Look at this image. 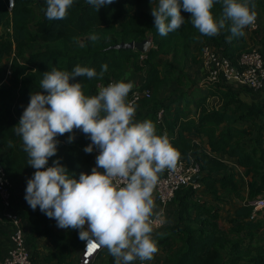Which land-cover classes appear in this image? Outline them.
<instances>
[{
	"label": "trees",
	"instance_id": "1",
	"mask_svg": "<svg viewBox=\"0 0 264 264\" xmlns=\"http://www.w3.org/2000/svg\"><path fill=\"white\" fill-rule=\"evenodd\" d=\"M252 2L264 14V0ZM158 3L159 0H114L96 11L86 0H74L65 19L50 21L45 15V0H14L11 9L9 0H0V82L8 68L3 60H10L9 78L6 83H0V163L12 185V200L18 187H26L35 172L28 165L29 157L15 127L30 102L31 93L42 91L43 72L52 68L71 72L77 65L95 69L96 78L70 79V83H82L86 96L98 94L99 82L120 81L130 70L143 73L144 79L131 89L127 101L135 89H150L151 96L142 97L134 104V117L150 120L160 131L168 132L170 143L180 153L178 161L189 159L199 163V182L216 199L234 195L243 202L231 218L235 225L225 230L220 226L217 206L202 202L198 189L192 185L180 188L169 204L176 205L174 215L178 223L166 226L152 237L156 246L166 251L167 264H264V207L252 217L255 206L251 203L264 198V100H247L243 93L253 89L238 85L239 91L229 82L199 89L184 70L189 61L201 63L192 52L195 43L200 44V51L210 43L237 64L244 51L256 49L264 56V37L259 47H249L246 35L232 36L230 22H226L218 35L204 36L192 25L191 14L183 9L184 24L161 36L151 15V8L158 7ZM211 11L219 19L221 4L215 3ZM253 32L258 34L260 29ZM93 33L99 36L96 42L89 38ZM146 38L152 41L146 52L110 48L123 41L142 42ZM77 40L86 46L80 47ZM142 54L146 55L144 59ZM168 56L173 57V62ZM104 64L107 71L100 79ZM167 88L173 91L170 98L165 96ZM213 95L221 100L218 108L207 105L208 97ZM161 109L164 115L158 122L157 113ZM193 112L198 115L193 116ZM69 135L56 137L57 153L49 158L47 166L59 160L68 174L78 179L81 172L91 174L98 149L94 148L92 153L84 151L91 140L80 130H74L75 139L71 143ZM202 137L207 138L208 147L196 140ZM9 141L12 147L8 146ZM225 156L235 158L236 165L228 163ZM236 166L243 169L245 185L239 183ZM15 208L26 230L33 262L38 240L45 237L53 246L50 259L72 264L73 253L82 245L78 230L58 231L53 219L39 209ZM5 223L13 231L12 223ZM4 238L0 226V259L12 247L11 239L4 243Z\"/></svg>",
	"mask_w": 264,
	"mask_h": 264
},
{
	"label": "clouds",
	"instance_id": "2",
	"mask_svg": "<svg viewBox=\"0 0 264 264\" xmlns=\"http://www.w3.org/2000/svg\"><path fill=\"white\" fill-rule=\"evenodd\" d=\"M74 0H45L46 18L63 20ZM114 0H86L96 11ZM215 3L222 6V15L215 18L211 11ZM256 5L252 0H159L151 8L154 26L159 35L178 30L185 22L181 9L191 14V23L200 34L216 36L230 22L233 37H244L255 24ZM99 40L95 33L89 37ZM80 47L86 45L77 40ZM107 64L102 65L103 79ZM93 68L75 66L71 71L57 68L43 72L42 91L31 93L23 110L16 135L22 138L28 165L35 169L27 180L25 200L28 205L55 219L61 229H75L87 246L105 247L115 264H130L135 259L150 261L158 251L152 239L155 207L152 198L158 174L175 170L180 153L167 133L156 134L150 120H134L135 105L127 101L133 83L113 81L99 85L98 94L86 96L81 82L70 83L76 77H97ZM74 130L86 134L91 143L86 153L98 149L96 166L91 174L81 172L73 178L59 160L47 166L57 153V136ZM9 147L12 142L9 141ZM102 170V171H100ZM86 246V247H87Z\"/></svg>",
	"mask_w": 264,
	"mask_h": 264
},
{
	"label": "built area",
	"instance_id": "3",
	"mask_svg": "<svg viewBox=\"0 0 264 264\" xmlns=\"http://www.w3.org/2000/svg\"><path fill=\"white\" fill-rule=\"evenodd\" d=\"M13 6L14 0H9V8L11 9ZM258 28L259 22L256 19L255 24L249 26V29L255 31ZM145 57V54L141 55V59ZM200 62L201 70L205 74L204 87L218 85L223 82H235L238 85L248 86L253 90L264 89V56L256 49L242 52L238 58V63L234 64L229 57L219 52L210 43H207L202 47ZM8 74H10V69H8ZM108 83L99 82L97 88L99 85L107 86ZM150 96V89L142 91L135 89L129 101L135 104L142 97ZM163 115L164 109L159 110L157 113L158 122L162 121ZM98 154L99 151L97 150ZM200 174V164L189 159H180L175 170L165 169L162 173H159L154 191L160 206L166 208L173 201L176 192L182 187L192 185L194 189H200L202 185L199 181L196 183L192 182V178ZM11 187V182L0 163V200L3 206L2 211H0V221L8 220L13 225V231L10 234L12 247L9 253L3 259H0V264H33L32 255L26 243V230L17 212L12 210ZM251 203L255 206L253 217L257 210L264 207V198L259 197L251 201ZM162 215V212L153 213L152 217H150L153 222L152 226L158 227L162 225ZM86 246L87 242L82 241L77 264H93L104 249L102 246Z\"/></svg>",
	"mask_w": 264,
	"mask_h": 264
},
{
	"label": "crops",
	"instance_id": "4",
	"mask_svg": "<svg viewBox=\"0 0 264 264\" xmlns=\"http://www.w3.org/2000/svg\"><path fill=\"white\" fill-rule=\"evenodd\" d=\"M255 11L257 13L256 15V19L259 22V28L260 32L257 34H255V32L251 31L249 29V27H247L245 29V35H246V40H247V44L249 47H259V43L261 38L264 37V14H262L261 10L259 8H255ZM257 29V30H258ZM256 31V30H255ZM147 39V38H146ZM192 52L195 55H198V59L199 57V44L195 43L192 45ZM201 54V52H200ZM173 57L172 56H168L167 59L171 61ZM8 61V62H7ZM9 61L8 59H4L3 62L7 65L8 64V68H9ZM8 68L6 73H8ZM10 69V68H9ZM186 72H188L191 76V78L194 80L195 82V87L197 88H202L205 89L206 87H204V78H205V74H203L201 67L199 65L198 62L195 61H189L184 69ZM5 73V76L7 75ZM9 75V74H8ZM130 77V79H129ZM144 74L142 73H133L131 70L128 71L126 73V75L124 76V78H122V80H124L125 82H131L133 83V87L139 85V83L144 79ZM8 77H4V79L0 82H5L7 81ZM138 81V82H137ZM229 84L231 86L237 87L236 89H239V91H241L240 87L238 86V84H236L235 82H229ZM197 89L196 90V94L195 96L198 97L200 95V90ZM205 93V92H203ZM244 98H246L247 100H264V89L262 90H252L248 92H244L243 93ZM207 105L210 108H218L221 106V100L220 98H218L217 96H210L208 97V101H207ZM195 107L193 106V109ZM200 112V108L198 110V114ZM172 113V112H171ZM196 112H193V116H197L198 115ZM134 120L137 122L142 121V119L136 118L134 117ZM155 125V124H154ZM156 128V134L157 135H163L165 133H167L169 140L171 139V135L166 132V131H160L159 128L157 127V125H155ZM198 142H200L201 144H203L205 147H208V140L205 137L202 138H197L196 139ZM225 160L230 163V164H234L235 162V158H230L228 156L224 157ZM93 165L94 167L96 166V157L93 160ZM235 165V164H234ZM102 171V170H100ZM242 175H243V169L241 170ZM244 177V176H243ZM223 192V191H222ZM25 193H26V187H23V185L21 187H18V190L16 191V195L14 197V201L12 200V210L15 211L16 208L18 206H28V203L25 200ZM198 193L200 196V199L202 202L207 203V205H213V206H217L218 209L220 210V218H219V223L220 226L223 227L225 230H227L229 227H231L232 225H235L231 222V218L235 215V211L238 208L239 205H241L243 202L238 199V197L234 196V195H224L227 197V199L225 198L224 200H218L215 198V196L208 192L207 188L204 186H201L200 189H198ZM152 198L154 200V204L155 207L153 209V213H158V212H162L163 213V218H164V222L162 226H152L153 227V232L151 233V236H156L158 233L162 232L164 230V228L168 225H173V224H177L178 220L176 219L175 215H174V209H175V204H171L169 205L167 208H164L163 206H160L158 199H157V195L155 193V191L153 190L152 193ZM37 209H39V207H37ZM16 212V211H15ZM55 225H56V229L58 231H64L65 229H61L57 226V223L55 221V219H53ZM5 222H10V221H0V226H1V230L5 232V238H4V243L8 241V238H10V234L12 232V226L9 223H5ZM5 223V225H4ZM52 243L49 241L48 238L45 237H41L38 240V247L37 250L34 254V262L33 264H59L57 261H52L50 259V255H51V250H52ZM158 251L154 254V258L150 261H141L138 258L135 259L134 261L130 262V264H139V263H144V264H167V253L166 251H164V249H162L161 246H158ZM74 257L72 260V264H76V260L75 258L80 257V249L76 250L73 253ZM70 264V263H69ZM93 264H115V259L112 255H110L109 251L107 248H105L99 255L98 257L95 259Z\"/></svg>",
	"mask_w": 264,
	"mask_h": 264
},
{
	"label": "water",
	"instance_id": "5",
	"mask_svg": "<svg viewBox=\"0 0 264 264\" xmlns=\"http://www.w3.org/2000/svg\"><path fill=\"white\" fill-rule=\"evenodd\" d=\"M152 45V41L150 38L144 39L142 42H136V41H130V42H121L118 44H115L111 46L110 48H115V49H138L141 52H146L148 48ZM200 175H195L192 178V182L196 183L199 181Z\"/></svg>",
	"mask_w": 264,
	"mask_h": 264
},
{
	"label": "rangeland",
	"instance_id": "6",
	"mask_svg": "<svg viewBox=\"0 0 264 264\" xmlns=\"http://www.w3.org/2000/svg\"><path fill=\"white\" fill-rule=\"evenodd\" d=\"M147 39H148V38H147ZM200 52H201V51H200V44H199V57H200ZM199 59H200V58H199ZM7 62H8V61H7ZM6 67H7V65H6ZM6 71H7V70H6V68H5V71H4V72L6 73ZM202 73H203V72H202ZM6 74H7V75H6L5 77H8V76H9L8 73H6ZM203 74H204V73H203ZM129 79H130V77H129ZM137 82H138V81H137ZM165 90L167 91L166 94H165L166 98H170V97L172 96V94H173V91H172L171 89H168V88L165 89ZM234 164L236 165L235 162H234ZM234 164H233V165H234ZM236 168H237V170H238L239 173H240V177H239V179H238V180H240L239 183H241L242 185H245V179H244V177H243V175H242V172H241L242 169L239 168V167H237V166H236ZM162 219H163V222H164V218H161V221H162ZM162 225H163V223H162ZM162 225H161V226H162ZM75 260H76L75 262H76V264H77V262H78V257H76Z\"/></svg>",
	"mask_w": 264,
	"mask_h": 264
},
{
	"label": "snow or ice",
	"instance_id": "7",
	"mask_svg": "<svg viewBox=\"0 0 264 264\" xmlns=\"http://www.w3.org/2000/svg\"><path fill=\"white\" fill-rule=\"evenodd\" d=\"M93 247H95V246H93Z\"/></svg>",
	"mask_w": 264,
	"mask_h": 264
}]
</instances>
